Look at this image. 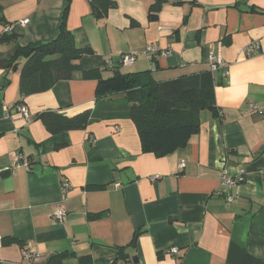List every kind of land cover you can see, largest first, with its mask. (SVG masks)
<instances>
[{
    "label": "crops",
    "instance_id": "0c3cea01",
    "mask_svg": "<svg viewBox=\"0 0 264 264\" xmlns=\"http://www.w3.org/2000/svg\"><path fill=\"white\" fill-rule=\"evenodd\" d=\"M93 1L0 0V55L55 40L68 8V29L90 50L81 67L103 78L121 71L166 82L207 72L209 57H221L230 73L214 75L219 115L203 111L199 132L158 157L142 152L131 119L53 134L37 118L94 110L97 80L77 73L22 97L25 60L16 71L0 69V264H22L23 250L41 255V264L61 253L71 254L62 264H229L232 245L264 264V0H161L153 20L158 0H112L103 16ZM7 25L14 32L6 41ZM251 44L261 50L248 55ZM150 45L154 59L145 54ZM123 54L136 62L121 66ZM252 104L263 114L251 112ZM18 155L30 171L16 166ZM224 169L247 172L228 191L232 203L217 195ZM64 181L73 186L66 196ZM60 204L63 223L53 218Z\"/></svg>",
    "mask_w": 264,
    "mask_h": 264
},
{
    "label": "trees",
    "instance_id": "16d2710c",
    "mask_svg": "<svg viewBox=\"0 0 264 264\" xmlns=\"http://www.w3.org/2000/svg\"><path fill=\"white\" fill-rule=\"evenodd\" d=\"M161 0L151 8V19L157 18ZM112 0H94L93 11L105 15L114 7ZM252 12H261L252 9ZM68 8L65 10L58 37L47 43L17 46L11 53L0 55V69H13L25 60L20 76L22 97L46 92L55 84L71 80L81 73L86 79L97 80L94 110L67 116L53 111L39 113L48 131L53 134L81 130L93 122L106 119L127 118L135 122L140 136L142 152L158 157L167 156L184 147L200 130V115L208 110L218 116L215 76L210 71L158 82L151 75H137L116 71L103 78L99 70L86 71L81 59L90 53L76 44L67 27ZM12 36L4 34V40ZM141 232H136L132 242ZM69 253L52 256L44 264H62ZM229 264H259L260 261L244 249L232 245L228 254Z\"/></svg>",
    "mask_w": 264,
    "mask_h": 264
},
{
    "label": "built area",
    "instance_id": "2783aa9c",
    "mask_svg": "<svg viewBox=\"0 0 264 264\" xmlns=\"http://www.w3.org/2000/svg\"><path fill=\"white\" fill-rule=\"evenodd\" d=\"M28 23L29 21L25 20L21 22V25L25 26ZM4 31H5V34H11L14 32V26L7 25ZM260 50H261V47L259 45L251 44L248 47H246L245 52L248 55H251V54H255L259 52ZM145 54L147 55L149 59H154L158 54V50L154 46L150 45L146 48ZM161 54L168 55L169 52L164 51ZM136 59H137V55L135 54H123L121 56V66L130 67L136 62ZM209 71L214 75L217 73H221L223 77L228 76V74L230 73L229 68L226 65L225 61L217 55H211L209 57ZM249 107H250L251 112L263 114V111L259 109L258 106L252 104ZM17 111L23 116V118L27 122L31 120L29 111L24 105L19 104L17 106ZM15 162H16V166L25 167L28 171H30L32 168L29 161L24 159L22 155H18V157H16L15 159ZM181 166L184 167L185 164H181ZM246 173L247 172L245 169H241L237 176H233L229 173L227 169H224L223 175L221 178V188L217 192V195H226L227 202L232 203L235 200V196L228 194V191L234 188H237L240 184H242L245 181ZM72 188L73 186L69 181L62 182L61 191H62L63 196H66L67 193ZM65 215H66L65 207L63 204H60L56 208L53 218L56 222L63 223ZM2 245H3V238L0 237V247H2ZM172 253L178 254V251L174 249ZM22 255L24 259V262L22 264H41V255H39L38 253L29 251V250H23Z\"/></svg>",
    "mask_w": 264,
    "mask_h": 264
},
{
    "label": "water",
    "instance_id": "95a60500",
    "mask_svg": "<svg viewBox=\"0 0 264 264\" xmlns=\"http://www.w3.org/2000/svg\"><path fill=\"white\" fill-rule=\"evenodd\" d=\"M17 68H18V65H15V67H14V71H16V70H17Z\"/></svg>",
    "mask_w": 264,
    "mask_h": 264
}]
</instances>
